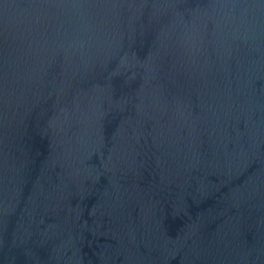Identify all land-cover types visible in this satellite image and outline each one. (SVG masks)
Wrapping results in <instances>:
<instances>
[{
  "label": "water",
  "instance_id": "1",
  "mask_svg": "<svg viewBox=\"0 0 264 264\" xmlns=\"http://www.w3.org/2000/svg\"><path fill=\"white\" fill-rule=\"evenodd\" d=\"M0 264H264V0H0Z\"/></svg>",
  "mask_w": 264,
  "mask_h": 264
}]
</instances>
